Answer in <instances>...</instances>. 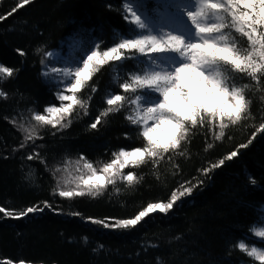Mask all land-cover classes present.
<instances>
[{"label":"trees","instance_id":"obj_1","mask_svg":"<svg viewBox=\"0 0 264 264\" xmlns=\"http://www.w3.org/2000/svg\"><path fill=\"white\" fill-rule=\"evenodd\" d=\"M166 1L0 2V264H264L250 252L264 251L255 232L264 227V69H223L243 99L236 117L203 112L175 146L120 164L88 188L66 183L75 164L101 175L123 153L150 148L134 106L154 98L134 82L154 64L147 55L122 49L98 64L61 123L25 133L33 115L61 107L47 53H106L134 41L145 31L129 5L155 17ZM242 36L236 53L251 49ZM245 55L243 66L262 64ZM159 205L168 212L124 225Z\"/></svg>","mask_w":264,"mask_h":264},{"label":"rangeland","instance_id":"obj_2","mask_svg":"<svg viewBox=\"0 0 264 264\" xmlns=\"http://www.w3.org/2000/svg\"><path fill=\"white\" fill-rule=\"evenodd\" d=\"M129 13L135 25L145 31L140 38L124 39L121 46L106 53L81 52L74 46L72 50L45 55L44 65L49 66L46 73L61 91V107L46 115H33L35 125L31 130L27 125L24 130L30 136L36 125L61 123L76 104V92L89 80L96 66L118 58L122 49H131L147 55L154 63L146 66L134 80L146 94L154 96L152 100L142 96L134 101L136 120L150 148L123 153L101 175H89L90 169L84 164H75L72 173L67 174L66 183L95 186L105 181L107 173L114 174L120 164L128 165L143 159L147 153L175 146L185 123L203 112L217 115L218 119L236 117L243 109V99L223 69H264V55L262 59L258 53L254 55L257 35L264 42V0H167L155 17L136 4L129 5ZM238 35H243L251 46L247 52H235L234 41ZM249 52L251 57L255 56L254 63L261 60L262 64L243 66L247 61L245 54ZM253 61L249 60L251 64ZM3 73L6 70L0 67V74ZM80 168L85 176L78 172ZM168 210L169 206L159 205L124 225H135L149 213ZM255 232L264 238V227ZM250 252L264 262V251L251 249Z\"/></svg>","mask_w":264,"mask_h":264}]
</instances>
